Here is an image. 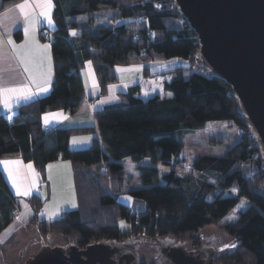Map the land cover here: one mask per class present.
<instances>
[{
    "label": "trees",
    "instance_id": "trees-1",
    "mask_svg": "<svg viewBox=\"0 0 264 264\" xmlns=\"http://www.w3.org/2000/svg\"><path fill=\"white\" fill-rule=\"evenodd\" d=\"M0 1L1 12L23 2ZM156 2L163 4L161 10ZM64 7H60L58 17L63 21L51 48L55 73L51 93L0 115V160L21 158L33 163L43 179L59 155L74 169L76 211L65 212L52 222L41 221L44 203L38 196L29 200L40 235L53 239L58 235L62 243L73 242L82 249L99 241H125L132 233L145 234L147 240L172 237L196 246L202 244L200 232L220 227L226 241L233 242L232 251L221 259L223 264H264V161L247 136L230 87L196 67V35L177 13L173 0H74L70 8ZM97 14L105 24L98 25ZM70 30L87 44L82 61L92 63L102 95L118 83V67L140 64L144 78H156L163 74L153 73L148 66L151 62L178 58L190 65L169 73L174 78L164 86L168 99L143 101L135 87L120 95L121 104L95 112L99 137L90 148L71 152L72 136L94 130L61 127L48 131L42 125L43 115L63 111L71 116L84 105L81 60L76 57ZM16 37L20 40L21 33ZM222 121L240 129V142L221 158L194 160L187 170L185 160L180 159L184 143L176 138L178 131L201 130ZM127 159L141 165L152 163L138 167L142 187L128 193L123 167ZM103 166L107 170L101 173ZM178 169L184 172L179 175ZM122 195L141 200L145 210L136 212L122 205L118 200ZM243 198L250 206L239 213L236 222L222 225ZM17 209L0 172V235L11 227ZM121 221L131 223L133 232H121Z\"/></svg>",
    "mask_w": 264,
    "mask_h": 264
},
{
    "label": "crops",
    "instance_id": "crops-1",
    "mask_svg": "<svg viewBox=\"0 0 264 264\" xmlns=\"http://www.w3.org/2000/svg\"><path fill=\"white\" fill-rule=\"evenodd\" d=\"M73 2L74 0H50L51 7L48 8L45 6L46 0H23L12 8L0 11V88H25L28 94H33L30 99L17 100L15 96L7 94L0 97V115L11 114L20 106L46 98L51 93L55 79L52 44L42 39V32L46 29L53 33L57 32L63 21L58 17L60 7L65 8V5L66 7L69 5L70 8ZM21 3H27L24 12L17 7ZM1 7L2 2L0 1V9ZM42 11H47L48 16L41 15ZM24 13L33 18L35 23H26ZM95 18L100 20L98 25L105 24L101 21V19L104 20L102 15L97 14ZM73 32L75 30H70L69 35L73 41L76 57L79 61L81 60L79 72L85 93L84 105L79 112L71 116L63 111L42 116L43 128L48 131L61 127L71 130H94L91 133L72 136L69 144L72 152L90 148L94 140L99 137L94 120L95 112L121 104L120 95L128 93L135 87H139V98L143 101L157 97L168 99L169 96L166 95L164 86L174 78L168 71L160 72L163 75L156 78H144V69L140 64L118 67L116 68L118 83L109 86L102 95L92 63L82 61L83 49L87 47V44L77 38L76 34L72 35ZM18 33L22 35L20 40L16 37ZM9 40L12 43H8ZM44 45H47V48H44ZM26 67L28 71H25ZM41 88H47V91H41ZM4 99L8 100L10 111L4 106ZM0 162H8L0 163V172L14 195L20 212L18 216H15L11 227L0 235V260H8L7 257L12 255L13 263L8 264H22L24 251L29 247L32 250L33 246L40 247L41 240L44 238L40 235L37 225L33 223L34 212L29 200L33 196H38L44 203L39 213L41 221L52 222L59 219L65 212L76 211L78 202L74 169L67 160L54 162L46 168V177L43 179L33 163H25L21 158H9L0 160ZM9 171L20 187L21 194L19 195L17 189L13 187L12 180L8 178ZM25 189L28 195L23 194ZM118 200L122 205L127 208L132 207L137 212L145 207L141 203L137 205L130 195H122Z\"/></svg>",
    "mask_w": 264,
    "mask_h": 264
},
{
    "label": "water",
    "instance_id": "water-1",
    "mask_svg": "<svg viewBox=\"0 0 264 264\" xmlns=\"http://www.w3.org/2000/svg\"><path fill=\"white\" fill-rule=\"evenodd\" d=\"M181 19L196 35V67L230 87L238 112L264 161V0H173ZM133 234V233H132ZM99 241L82 249L73 242L52 246L43 238L40 250L24 264H142L141 237ZM155 250L168 264H217L231 252L217 248L212 255L189 250L172 237L156 240ZM207 256V258H203Z\"/></svg>",
    "mask_w": 264,
    "mask_h": 264
},
{
    "label": "rangeland",
    "instance_id": "rangeland-1",
    "mask_svg": "<svg viewBox=\"0 0 264 264\" xmlns=\"http://www.w3.org/2000/svg\"><path fill=\"white\" fill-rule=\"evenodd\" d=\"M152 1V0H151ZM162 1V0H161ZM161 2H156L155 6L157 9L161 10L162 9ZM152 37V36H151ZM144 57V56H143ZM170 62H164L165 64L161 62H151L148 64L149 68L153 70L154 73L158 72H171L177 69V67H185L188 69V66L190 63L188 61H184L182 59H173V60H168ZM153 65V66H151ZM166 74V73H165ZM190 72H186L184 74L185 78H188V75ZM243 136V133L238 129V127L231 122H212L207 124L204 128H201V130H187V129H180L178 133L176 134L177 139H181L184 143V147L181 150L180 154V159L185 160V164H188L192 167V162L197 159H203V158H221L224 156V154L232 148L234 145L240 142V138ZM91 147V146H90ZM70 151L72 152L71 148ZM144 165L137 164L136 162L132 161L131 159H127V161L123 162V167H125V186L124 189L126 190V193L129 192V189L134 190V189H139L142 187V183L140 180V175L138 172V167L141 166H152L151 162L143 163ZM147 164V165H146ZM184 172L182 169H178V174L181 175ZM163 182V181H162ZM210 182L214 183L215 180L213 177H210ZM143 202L136 201L137 205H140ZM136 205V208L138 209ZM144 205V204H143ZM249 204V200L247 199H242L239 206L237 209L232 211L227 215V218H225L222 221V225H227V224H232L236 222L239 218V213L244 212ZM141 209V208H140ZM141 210H145L141 209ZM136 211V210H135ZM137 212V211H136ZM136 226V225H135ZM137 227V226H136ZM121 232L124 233H131L133 232L132 229V224L128 223L127 221H121L120 226H119ZM31 233V231H27ZM145 235V234H144ZM144 235L142 236L141 241H147L145 240ZM200 236H205V237H219L222 238L226 243H228L226 240L225 233L223 232L222 228L220 227H207L205 230L199 233L198 235ZM131 237L137 238L135 234L133 233ZM45 238H50V237H45ZM55 239L53 240L52 238V246H55L58 243H61L59 245H66L65 243H62V237L56 235L54 237ZM130 238V237H129ZM159 240V239H158ZM149 242L152 240H148ZM69 243V242H68ZM156 243V240L145 244L144 248H142L141 252V263L145 264H156L153 260L154 257V244ZM185 243V242H183ZM40 246V245H39ZM187 246L189 249H195L197 245H193L192 243L187 242ZM199 246V245H198ZM37 248V249H36ZM40 247H34L33 250L31 247L26 249L23 253L22 257V264H24L25 261L30 259L35 253H37L40 250ZM13 256L10 255L7 257L8 260L1 259L0 264H8V263H13ZM218 264H223V263H218Z\"/></svg>",
    "mask_w": 264,
    "mask_h": 264
},
{
    "label": "snow or ice",
    "instance_id": "snow-or-ice-1",
    "mask_svg": "<svg viewBox=\"0 0 264 264\" xmlns=\"http://www.w3.org/2000/svg\"><path fill=\"white\" fill-rule=\"evenodd\" d=\"M38 6H41V5H38ZM45 6L48 7V8L51 7L50 0H46V5ZM17 7L21 10V12H24V9L27 7V3H21ZM24 15H25V22L26 23H28V24L35 23V20L33 18H31L27 13H24ZM41 15L47 17L48 16V12L47 11H42ZM49 23H51L50 19H49ZM75 34H76L75 32L72 33V35H75ZM8 43H12V41L9 40ZM43 47L47 48V45H44ZM25 71H28L27 67L25 68ZM41 91H47V88H41ZM6 94L8 96H15L17 100H19V99H30L31 95H33V94H28L27 90L25 88H0V97L5 96ZM4 106L6 108H9V103H8L7 99H4ZM10 110L11 109L9 108V111ZM45 119L47 121V117ZM0 163H8V162H0ZM29 167H31V166H29ZM8 178L10 180H12L13 187H15L17 189V194L18 195L21 194L20 187L18 186V184L16 182V178L13 176L11 171H9V173H8ZM23 194L24 195H28L27 189L24 190ZM25 207H27V205ZM17 219H19V217H17ZM225 247H229V245H226Z\"/></svg>",
    "mask_w": 264,
    "mask_h": 264
},
{
    "label": "flooded vegetation",
    "instance_id": "flooded-vegetation-1",
    "mask_svg": "<svg viewBox=\"0 0 264 264\" xmlns=\"http://www.w3.org/2000/svg\"><path fill=\"white\" fill-rule=\"evenodd\" d=\"M136 237H141V235H135ZM200 239L202 241V244L201 245H197V247L195 249H189V250H200L202 247L206 246L205 248V252L206 254L208 255H212L214 253L215 250H217V248H227L225 247L226 245H229L231 242H228L226 243L222 238H219V237H205V236H200ZM146 240V239H145ZM143 241V240H142ZM154 241V240H152ZM150 241V242H152ZM144 243L148 244L150 243L148 240L147 241H143ZM144 248V247H143ZM154 248V257H153V260L156 264H168V262H166L165 260L162 259V257H160L158 255V253L156 252L155 250V247ZM228 253H225V254H222L219 258H218V263H222V258ZM203 258H207V256H203Z\"/></svg>",
    "mask_w": 264,
    "mask_h": 264
},
{
    "label": "built area",
    "instance_id": "built-area-1",
    "mask_svg": "<svg viewBox=\"0 0 264 264\" xmlns=\"http://www.w3.org/2000/svg\"><path fill=\"white\" fill-rule=\"evenodd\" d=\"M141 21H142V18L140 17V18H139V22H141ZM149 36L151 37L152 34L149 33ZM42 39H43L45 42H48V43H50V44L55 43V35H54V33L51 32L50 30H47V29H46V30H43V32H42ZM140 59L144 60V57L142 56ZM70 72L74 73V70H71ZM58 159H59L58 161H63V155H59ZM185 168H186L187 170H190V169H191L190 165H188V164H185ZM106 170H107V168H105V166H103L102 169L100 170V172L103 173V172H106ZM19 213H20V212H19V209H17L16 212L14 213V215H15V216H18ZM136 214H137V213H136ZM135 225H136L137 227H139V226H140V223H139L138 221H136V222H135Z\"/></svg>",
    "mask_w": 264,
    "mask_h": 264
}]
</instances>
